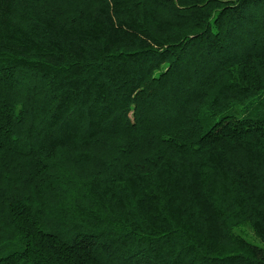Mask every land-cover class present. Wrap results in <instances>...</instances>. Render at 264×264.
Masks as SVG:
<instances>
[{"label": "trees", "instance_id": "trees-1", "mask_svg": "<svg viewBox=\"0 0 264 264\" xmlns=\"http://www.w3.org/2000/svg\"><path fill=\"white\" fill-rule=\"evenodd\" d=\"M0 264H264V0H0Z\"/></svg>", "mask_w": 264, "mask_h": 264}]
</instances>
